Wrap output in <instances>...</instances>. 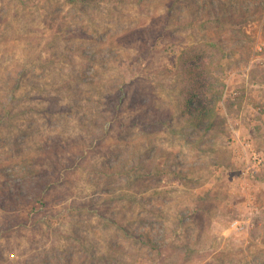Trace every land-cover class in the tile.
<instances>
[{
  "label": "rangeland",
  "instance_id": "rangeland-1",
  "mask_svg": "<svg viewBox=\"0 0 264 264\" xmlns=\"http://www.w3.org/2000/svg\"><path fill=\"white\" fill-rule=\"evenodd\" d=\"M221 262L264 264V0H0V264Z\"/></svg>",
  "mask_w": 264,
  "mask_h": 264
},
{
  "label": "trees",
  "instance_id": "trees-1",
  "mask_svg": "<svg viewBox=\"0 0 264 264\" xmlns=\"http://www.w3.org/2000/svg\"><path fill=\"white\" fill-rule=\"evenodd\" d=\"M189 58H184V62L181 64L184 72V86L188 89L183 91V106L182 114L187 117L189 116L191 124H195L196 127H204L209 130L214 124V116L216 110L214 108H209L202 101L199 100V94L204 91L205 88L209 89L205 82L203 81V70L199 66V63H190ZM216 100L218 98H215ZM196 103V104H194ZM148 248L155 249L157 247V242L154 240H143ZM222 264V262L220 263ZM229 264H232L231 262Z\"/></svg>",
  "mask_w": 264,
  "mask_h": 264
}]
</instances>
